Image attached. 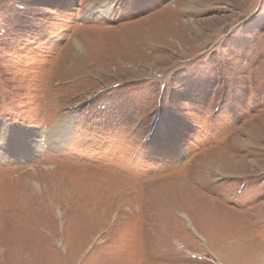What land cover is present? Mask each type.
Wrapping results in <instances>:
<instances>
[{
	"label": "rangeland",
	"instance_id": "obj_1",
	"mask_svg": "<svg viewBox=\"0 0 264 264\" xmlns=\"http://www.w3.org/2000/svg\"><path fill=\"white\" fill-rule=\"evenodd\" d=\"M0 264H264V0H0Z\"/></svg>",
	"mask_w": 264,
	"mask_h": 264
},
{
	"label": "bare ground",
	"instance_id": "obj_2",
	"mask_svg": "<svg viewBox=\"0 0 264 264\" xmlns=\"http://www.w3.org/2000/svg\"><path fill=\"white\" fill-rule=\"evenodd\" d=\"M94 8H92V7H90V8H88V12L89 13H92V12H94ZM104 11H108V9H105V10H103L102 12H104ZM61 128V127H60ZM58 131V130H57ZM56 131V132H57ZM64 131V130H63ZM53 133V132H52ZM59 135H58V137H59V139H58V142H60L61 140H60V137L63 135V133L61 132V131H59V133H58ZM53 138V137H52ZM17 142V141H16ZM26 146V145H25ZM39 146V145H38ZM28 147V146H27ZM16 149V148H15ZM232 161V160H231ZM238 164V163H237ZM210 171V170H209ZM203 173V172H202ZM191 191V190H190ZM189 191V192H190ZM204 197V196H203ZM210 202V201H209ZM203 206H207V205H203ZM204 211V212H203ZM211 210L210 209H208L207 207H206V209H201V216H204V215H209V214H211L212 213V211L210 212ZM213 216V215H212ZM215 217V216H214Z\"/></svg>",
	"mask_w": 264,
	"mask_h": 264
}]
</instances>
